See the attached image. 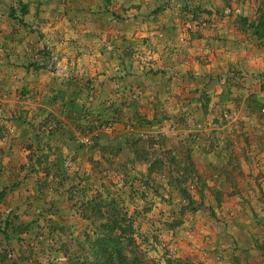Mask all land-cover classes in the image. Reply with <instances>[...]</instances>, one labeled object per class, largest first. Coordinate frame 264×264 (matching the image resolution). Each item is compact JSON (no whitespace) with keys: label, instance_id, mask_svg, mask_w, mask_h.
Here are the masks:
<instances>
[{"label":"rangeland","instance_id":"1","mask_svg":"<svg viewBox=\"0 0 264 264\" xmlns=\"http://www.w3.org/2000/svg\"><path fill=\"white\" fill-rule=\"evenodd\" d=\"M0 1V64L10 54L17 62L9 70L12 91H0V118L17 102L47 111L27 116L28 184L43 216L28 227L48 231L31 240L27 264H201L205 218L212 231L221 232L220 219L225 229L247 231L229 250L264 258V189L257 184L264 175L249 172L256 185L239 190L237 205L222 204L225 190L206 187L211 164L198 154L216 156L226 146L218 139L204 148L197 121L220 100L212 71L216 24H233L253 38L248 46L263 49L264 0ZM249 79L247 92L225 88L223 95L264 116ZM175 124L192 128L186 142ZM43 239L45 255L38 254Z\"/></svg>","mask_w":264,"mask_h":264},{"label":"crops","instance_id":"2","mask_svg":"<svg viewBox=\"0 0 264 264\" xmlns=\"http://www.w3.org/2000/svg\"><path fill=\"white\" fill-rule=\"evenodd\" d=\"M1 7L4 6L0 4V10ZM215 27L220 40L216 43V45H219V50H216V57H213L215 70L212 71H215L219 77L220 100H217L214 104L216 110L213 115L216 118L209 113L200 115L201 117L197 121L198 125L202 127L200 137L204 148L210 150V145L218 139L217 142L221 147L223 145L226 147L216 156L211 154L210 151L208 153L201 152L198 156L201 157L200 160L211 164L207 168L209 171L207 173L208 179L205 181L206 187L225 190L221 203H225V206H231L237 205L242 200L239 196L240 189L255 184V179L249 180L247 178L249 172L253 176L264 175V159L262 160V157L264 158V116L249 112L244 103L238 104L227 100L223 92L225 88L234 92H247L242 86L247 87V83L251 80L249 77L252 74L255 85L249 93L256 92L258 99L261 102L264 101V92L258 91V84L264 85V47L262 49L248 46L253 38L248 41L242 35H239L236 29L233 28V24L222 22L218 26L216 24ZM205 29L207 30V28ZM226 31H231V33L225 36ZM14 34H11L8 38L12 41V44L18 40V35ZM206 47L207 45L205 46V52H207ZM15 61L16 56L10 54L9 59L5 62L2 61L3 64H0V77L2 74L7 75V80L0 85L1 92L8 93V91H12L9 89H13L11 83L14 72L9 70L17 64ZM210 69V66L203 67L201 73H207ZM245 69L248 74L243 71ZM229 70L232 72L230 71V75H227ZM244 81L245 83H243ZM17 103L8 104L1 116L3 118H0V127H3L2 135L0 133V264H27L24 257L26 253L29 254L33 244L32 241L37 242L35 238H40L42 234L45 237L48 235L46 229L39 231L28 227L29 225L32 226L33 221L43 220V216L39 215V212L32 205L33 193L30 184H28L32 163L27 159L30 152L24 149V145L33 142L27 127V121H29L27 116L41 113V110L44 109L38 103L32 107H20L16 105ZM21 108L25 109L23 115H21ZM43 112L47 111L44 110ZM222 112H229L230 119H222ZM173 126L179 133L178 137L186 142L187 133L192 128L187 124L181 126L175 124ZM6 128H8V131ZM172 141L177 145V137H173ZM20 150L23 151L20 152ZM257 152L262 153L257 154ZM257 161L258 166L255 164ZM250 162L254 163L253 168ZM213 163L216 164L213 165ZM210 178H214V181H210ZM257 184L264 189V176L257 181ZM218 215L219 212H217ZM222 215L227 222L231 219L229 216ZM222 220L220 219L219 222L223 223L218 224L221 225L218 226L221 232L216 231V229L212 231L211 220H208V218L204 220L206 223H202L204 225L202 231L208 236L205 237L206 242L199 249L201 264H264V258L259 259L257 254L253 255L251 249H248V251L243 250V252L229 250L232 242L238 241V235H241L242 238L250 236L244 230L233 232V229H225V223ZM22 224L23 228H21ZM55 242V245L50 244V246L57 248L58 241ZM47 244L48 241L43 239L42 244L38 246V254L45 255L47 253L45 251L47 250ZM38 251H34V253ZM234 254L235 257L231 256V260L226 259V257ZM39 259L42 258L39 257Z\"/></svg>","mask_w":264,"mask_h":264},{"label":"trees","instance_id":"3","mask_svg":"<svg viewBox=\"0 0 264 264\" xmlns=\"http://www.w3.org/2000/svg\"><path fill=\"white\" fill-rule=\"evenodd\" d=\"M260 33L259 32H257V35H258V37H259V35H264V33H263V29L262 28H260Z\"/></svg>","mask_w":264,"mask_h":264},{"label":"built area","instance_id":"4","mask_svg":"<svg viewBox=\"0 0 264 264\" xmlns=\"http://www.w3.org/2000/svg\"><path fill=\"white\" fill-rule=\"evenodd\" d=\"M240 10H238V12H239ZM260 112H261V114H264V107H262L261 109H260Z\"/></svg>","mask_w":264,"mask_h":264}]
</instances>
